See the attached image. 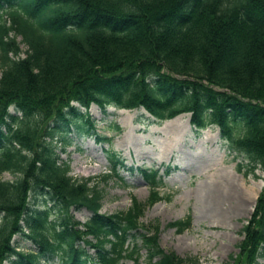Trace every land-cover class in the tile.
Wrapping results in <instances>:
<instances>
[{
    "label": "trees",
    "instance_id": "trees-1",
    "mask_svg": "<svg viewBox=\"0 0 264 264\" xmlns=\"http://www.w3.org/2000/svg\"><path fill=\"white\" fill-rule=\"evenodd\" d=\"M91 105L142 109L156 122L187 114L195 131L216 127L248 173L262 172L230 262L264 260V0H0V264L137 263L140 247L144 264H196L157 246L158 225L139 223L163 200L167 169L125 168L104 149L102 182L122 181V169L148 189L145 203L130 198L125 211L106 215L97 183L73 178L59 161L56 135L62 144L71 129L108 141L94 131ZM37 195L57 218L31 206ZM81 209L90 214L83 223L71 215ZM166 226L180 234L190 217ZM13 236L34 251H16Z\"/></svg>",
    "mask_w": 264,
    "mask_h": 264
},
{
    "label": "rangeland",
    "instance_id": "rangeland-1",
    "mask_svg": "<svg viewBox=\"0 0 264 264\" xmlns=\"http://www.w3.org/2000/svg\"><path fill=\"white\" fill-rule=\"evenodd\" d=\"M21 50L25 47L21 46ZM88 114L95 133L108 141L96 143L94 137L77 135L71 129L64 137L69 143L62 144L61 136L56 135L52 144L59 161L69 165L70 176L92 178L103 190L99 213L123 212L130 198L142 204L148 197L147 186L135 173L120 169L122 181L115 177L100 180L108 169L104 149L118 155L125 168H157L160 174L167 169L162 177L163 188L158 189L163 200L146 207L139 223L158 225L157 246L164 252L194 258L196 264H232L230 257L237 256V246L243 238L241 228L262 187V172L256 169L248 173L244 158L227 149L216 127L195 131L187 114L156 122L142 109L107 107L102 112L94 105ZM1 179L13 177L4 173ZM29 202L36 209H48L50 220L58 217L47 197L37 195ZM71 215L80 223L90 216L84 209L71 211ZM186 216L190 217V227L182 233L166 226ZM136 242L140 247V240ZM12 245L22 253L34 251V246L20 236H13ZM86 250L93 255V249ZM138 254L137 263L124 259L122 264H144L145 248L140 247ZM257 264H264V260Z\"/></svg>",
    "mask_w": 264,
    "mask_h": 264
},
{
    "label": "bare ground",
    "instance_id": "bare-ground-1",
    "mask_svg": "<svg viewBox=\"0 0 264 264\" xmlns=\"http://www.w3.org/2000/svg\"><path fill=\"white\" fill-rule=\"evenodd\" d=\"M229 187H230V186H229ZM219 191H220V190H219ZM214 203H215V202H214ZM214 203H213V204H214Z\"/></svg>",
    "mask_w": 264,
    "mask_h": 264
}]
</instances>
